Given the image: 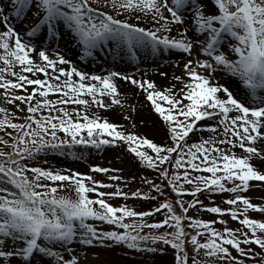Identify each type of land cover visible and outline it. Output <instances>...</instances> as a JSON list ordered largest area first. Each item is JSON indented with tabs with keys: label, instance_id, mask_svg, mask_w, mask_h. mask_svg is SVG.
<instances>
[{
	"label": "snow or ice",
	"instance_id": "6c2138e0",
	"mask_svg": "<svg viewBox=\"0 0 264 264\" xmlns=\"http://www.w3.org/2000/svg\"><path fill=\"white\" fill-rule=\"evenodd\" d=\"M11 3L17 17L35 9L38 22L26 32L28 37L39 39L43 34L45 38L48 35L55 38L61 35L57 24L63 23L78 38L83 48L82 58L91 56L94 48L108 40L124 43L133 54L137 46L150 47L153 51L163 46L165 49L191 54L197 44L188 37L187 28L181 27L177 37L159 33H170L172 25L183 26L185 16L182 10H194L193 23L196 27L193 34H206L203 51L213 57L214 63L188 60L184 68L189 80L178 92L174 91V85L159 90L152 81H140L120 72L89 76L75 66L70 70L59 67L71 63L62 55L50 58L45 50L37 53L35 45L24 41L15 28L8 25V17L0 15V24L5 25V30L0 31V62L4 65L0 67V89L4 90L2 95L8 104L18 109L17 101L26 104L27 113L30 114L24 123H15L8 110L0 107V114H3L0 131L12 138L10 143L0 136V144L11 149L5 151L0 148V264H11L16 258H20V264H32L35 255L58 258L60 264H78L76 258L65 260L52 247L43 244V241H51L53 245L57 242L71 243L77 237V221L83 230L80 241L84 245H92L94 241H110L130 249L156 252L158 249L155 247L142 248L141 242L150 241L153 245L162 242L176 250V264H189L186 243L193 246L196 255L203 252L204 256L218 259L224 264H244L243 260L232 256L229 246L241 256L251 254L253 258L258 254L253 253L251 248L246 250L242 244L257 245L264 250V221L248 216L249 211L264 213V204L253 203L244 195L264 185V170H261L264 169V96L260 97L257 106L249 107L236 99L227 87L211 82V74L220 67L240 78L253 95L256 90H264V0H210L215 12L205 11L208 8L206 0H171V6L170 0H106L112 8L122 12L151 13L154 26L158 25L154 30L114 18L106 12L99 13L90 7V0H11ZM165 11L170 13L171 18L164 15ZM222 34H228L239 42L232 46V51L239 55L238 60L231 61L224 53L214 55ZM32 53H36L42 63H38ZM16 66H19V71L14 70ZM197 68L206 70L208 75L198 72ZM25 73H40L45 79L31 78ZM6 74L15 77V80L8 79ZM74 76L78 79L73 80ZM117 78L137 86L147 94L146 100L151 102L153 111L166 126L168 138L172 142L170 145L157 144L147 137L126 133L120 125L90 116L87 111L75 110L77 118L74 119L73 112L63 107L69 104L83 105L85 108L90 105L101 108L121 105ZM175 79L179 81L182 78L177 76ZM89 80L93 83H87ZM29 86L32 87L30 93ZM18 89L24 90L26 94L18 95L11 91ZM221 92L225 98L218 95ZM50 95H58L59 98L48 99ZM84 96L91 97V100L84 99ZM105 96L111 99L110 104L104 102ZM45 110L47 115L43 114ZM216 117H219L223 138L188 143L190 134L198 130V122ZM8 129L15 130L16 135L13 136V132ZM207 130L216 133L218 127L210 126ZM58 132L64 133L68 139H60ZM119 144L126 146L144 167L158 171L178 195L187 192L196 197L204 191L234 194L225 201L229 208L212 206L205 210L221 216L228 215L248 231L227 227L219 231L212 225L226 224L223 219L206 222L188 217L186 214L189 209L201 204L198 199H194L187 207L183 200H177L183 213L180 215L168 202L161 203L151 211L138 212L127 206L117 207L108 203L105 197L129 198V193L119 188L113 192L99 190L114 187L111 183H102L90 175L77 172L62 174L48 169L28 168L22 163L46 149L61 150L65 145H94L100 148L102 145ZM218 145H228L230 149L239 147L244 155L238 156ZM253 160L259 162V168L252 163ZM165 164H171L177 170L170 178L167 168L161 167ZM180 169H184L182 174ZM92 171L108 173L112 170L94 167ZM29 172L33 174L31 177ZM193 172L210 175L193 176ZM109 179L120 181L122 177L112 175ZM42 181H50L55 186ZM228 182L232 186H226ZM144 183L160 192L159 184L147 179ZM185 185L194 187L188 192ZM65 187L75 191V199L57 195ZM89 193H96L97 198H90ZM130 195L145 200L156 199L140 190ZM162 209H167L162 222L125 223L126 218L143 221V218L153 216ZM89 219L117 225L124 231H98L86 223ZM185 220L189 221L187 227L195 229L196 234L189 237L183 223ZM165 226L173 231L141 235L145 228L161 229ZM200 237L206 239L202 242ZM9 243L16 246L9 250ZM191 264L202 262L193 256ZM260 264H264V260Z\"/></svg>",
	"mask_w": 264,
	"mask_h": 264
},
{
	"label": "rangeland",
	"instance_id": "374dc122",
	"mask_svg": "<svg viewBox=\"0 0 264 264\" xmlns=\"http://www.w3.org/2000/svg\"><path fill=\"white\" fill-rule=\"evenodd\" d=\"M9 7H11L12 9L9 14V18H11L13 21H17L18 17L14 14V7L12 3L9 5ZM90 7L96 9L99 13L106 12L110 15H113L114 18H118L142 27L140 24L128 21L127 18L125 19L122 18V14L125 12L112 8L110 6V3H106V0H90ZM205 11L215 12L216 9L207 8L205 9ZM187 12L188 10H185V13ZM94 15H96V13H94ZM37 22H38L37 18L34 19V21L32 20L30 22V27L35 25ZM217 26H218V22H217ZM30 27H28V30L30 29ZM227 35L222 34L220 44L217 47V52L214 53V55L224 53L227 55V58L229 60L236 61L239 59V55L234 51H232V48L231 49L225 48V46L221 42L224 37H227ZM192 40L197 44V46L194 47L191 54H185L175 49H171V50L167 49L165 51L163 50L164 49L163 47H160V49H158L157 51L150 54H146L145 55L146 57L143 58L141 61L131 63L130 65H133L132 70L134 67L140 68V66H143V68H141L139 72H144L147 69L156 72L168 70V67L169 68L173 67L174 57L167 56V52L170 55H176V53H180L181 56H184V58L187 61L193 60L194 63L196 61H204V60H208L209 62L214 63L213 57H210L206 52L203 51V48L206 46V34L202 33L198 38H194ZM238 43L239 42L236 41L234 45H238ZM161 51H165V53H162ZM65 59L71 62L68 64L69 66L75 65L71 59L69 58L68 59L65 58ZM146 65H149V67L147 68ZM3 66H4L3 63L0 62V67ZM14 70L19 71V66H16ZM174 71L176 73L175 74L176 77L179 76L182 78L177 83L178 87L181 88L183 84L185 82H188L189 80L185 68L184 66L180 68L174 66ZM197 71L202 72V74L206 76L208 75V72L206 70L197 68ZM6 75L8 79L15 80V77H12L10 74H6ZM232 76L233 75L231 73H228L227 71L218 67L217 70L211 74V79L213 77L214 81H218V84L225 87L227 85V81L230 80ZM231 88L232 87H230L229 89L231 90ZM11 91L18 95L26 94L22 89L11 90ZM3 92L4 90L0 89V107H4L8 110V113L10 114L13 122L24 123L26 121L27 116L30 115L29 113H27V105L17 101L16 104L19 105V109H18L15 105L8 104L7 100L2 95ZM28 92L29 93L31 92L29 88H28ZM247 93L248 94L246 99L241 98L239 96H236V99L245 103V105L249 107L256 106L253 102H250L249 100L251 101L259 100L261 96H264L262 95V92H259L258 90H256L255 95H253L251 91H248ZM105 98L106 97L103 98L104 102L106 104H110V102L106 101ZM85 99L91 100V97L86 96ZM185 103H187V101H185ZM63 107H66L68 111L73 112L74 119L77 118L75 116V110L77 109L81 111L92 110L94 112H104L112 109V106L110 108H101L95 105H90L88 108H85L83 105H75V104H69ZM43 114L47 115V110H45ZM118 117L122 124V130H124L126 133H133L139 135V130L141 127H140L139 115L137 111L136 113L130 112L125 116L119 113ZM0 118H3V114H0ZM205 120L208 123L207 124L205 123L204 125L201 124V121L198 122V130L195 131L193 134H190L191 139L188 141L189 144L201 142V139L200 138L198 139L199 135H209L206 138L208 139L214 138L217 141L223 138L222 126H219V117L213 119H205ZM158 125L167 139V142L165 144L170 145L172 142L168 138L166 132V126L162 123L161 119L159 120ZM210 126H217L218 132L214 133L207 130L208 127ZM201 128L203 130H200ZM8 131L13 132V136L16 135L15 130L8 129ZM57 135L60 137V139H68V137H66L62 132H58ZM0 136H3L4 139L9 140L10 143L12 142V138L7 136L4 131H0ZM218 146L224 148L226 151L231 150L232 152H235L238 156L244 155L243 150L240 149L239 147L230 149V146L228 145H218ZM0 148L4 149L5 151L11 150L10 148H7L2 144H0ZM174 159H175V154H173V161ZM22 163H25L28 168L36 167V168L48 169V170L61 172L62 174L77 172L85 176L90 175L93 177L94 180L100 181L102 183H111L114 185V187L100 188L99 190L105 192H113L116 191L117 188H119L124 192H128L129 198L125 199L123 197H105L108 203L117 207L127 206L128 208L134 209L138 212L151 211L154 208L159 207L161 203L168 202L173 205L176 214L180 215L183 213H182V209L177 204V200H183L185 202V207H187L188 204L191 203L194 199H198L199 201H201V204H197L195 208H190L188 213L186 214L188 217H191L193 219L203 220L206 222L218 221L220 219H223L227 222L226 224L216 223L219 231H223L225 227L231 228L233 230L243 229L244 231H248L238 221L231 219V217L228 215L221 216L219 214L210 213L205 210L207 207H212V206H219L222 209L229 208L230 206L227 205L225 201L229 198H232L234 194L204 191L198 193L196 197H192V195L189 196L187 192L183 195H178L176 192L172 191V188L168 184V181L164 177H162L158 171L144 167L140 163V161L134 156V154L130 153L127 150V147L124 146L123 144H119L115 146L102 145L100 148H96L94 145H72L71 147L65 145L61 150L46 149L43 152L36 154L34 158L23 161ZM94 167L108 168L112 171H109L108 173H96L92 171ZM161 167L167 168L169 172V178L173 173L177 171L171 164H165ZM179 171L182 174L184 169H180ZM28 175L29 177H31L33 174L29 172ZM112 175L121 176L122 180L111 181L109 177ZM192 175L195 176V175H210V174L193 172ZM145 179L153 181L154 184H159L160 192L158 193L152 190L148 184L144 183ZM42 182L55 186L50 181H42ZM86 183L88 182L86 181ZM226 186H232V185L230 182H228ZM184 187L188 192H190L194 186L185 185ZM136 190H140L141 192L148 193L150 196L156 197V199L145 200V199L131 197L130 194ZM57 195L72 199L76 198L75 191L71 187L62 188L61 190L58 191ZM244 195L249 197L253 203L264 204V185L253 188L247 193H244ZM89 196L92 199L97 198L96 193H89ZM166 212L167 209H162L161 212L156 213L153 216L143 218V221H140L139 218H126L125 223L132 224L137 222H146L148 224H152V223L162 222L165 218ZM248 216L258 221H264V213L249 211ZM86 223L93 225L98 231L101 232L124 231V229L119 228L117 225H110L106 222H102L99 220L89 219L86 221ZM183 223L185 225L186 232L189 234V237L191 235L196 234L195 229L187 227L189 223L188 220H185ZM75 225L77 228V237L71 243L60 244L59 242H57L55 245H53V242L51 241H43V244L45 246L52 247V250L58 252L59 256H62L65 260L76 258L78 264H176V260H175L176 250L172 249L171 246L169 245H164L162 242H157L154 245L151 244L150 241L141 242L142 248L155 247L158 249V251L156 252H147L137 249H130L126 245L114 244L110 241H104V242L94 241L92 245H84L80 241V234L82 233L83 230L79 228L78 221L75 222ZM165 231H173V229H169L167 228V226L161 229L145 228L143 229L141 235H145L150 232L154 234H159ZM201 231H203V229H201ZM236 234L240 235L239 232H237ZM249 235H251V233H249ZM200 239L203 242L206 239V237H200ZM15 246L16 245H12L11 243L8 244L9 250H11V248ZM229 248L232 256L237 257L240 260H243L244 264H260V262L264 260V250L260 249L259 246L257 245H255L253 253H256L258 255H255L254 258L251 254L249 256H241L240 253L232 249L230 246ZM185 250L190 257L189 264H191V258L193 256H195L196 259L201 260L202 264H204V262H209V264H224V262H221L218 259L204 256L203 252H201L199 255H196L194 253L193 246L190 243H186ZM11 264H20V258H16L12 260ZM32 264H60V261L58 260V258L55 257H44L42 255H35L33 257Z\"/></svg>",
	"mask_w": 264,
	"mask_h": 264
},
{
	"label": "bare ground",
	"instance_id": "6f19581e",
	"mask_svg": "<svg viewBox=\"0 0 264 264\" xmlns=\"http://www.w3.org/2000/svg\"><path fill=\"white\" fill-rule=\"evenodd\" d=\"M208 3V9H214L211 6L210 0H206ZM11 4V0H0V9H2V12H0V15H4L8 17V25H11L15 28V31L18 32L21 35V38L23 40H26V42L35 45L36 52L38 53L40 50H45L47 54L50 56V58H56L57 54L62 55L65 58L71 59L75 66L79 71H82L89 76L91 75H100V76H106L111 72H120L122 75L131 76L137 80L140 81H152L155 83L157 89L164 90L167 88L175 86L174 91L178 92L180 89L177 85L178 80L175 79V71L174 66L180 68L187 63V60L184 58V56H181L180 53H176V55H170L167 52V56L174 57L173 60V67L169 68L166 71L156 72L152 70H145L144 72H139L143 66H140V68L134 67L132 70L131 63L141 61L143 58H145L146 54L153 53V51L150 47H141L137 46L134 50V54L130 53L127 45H125L122 42H118L116 40H108L104 41L101 44H99L96 48L92 50V55L89 57L82 58V52L83 48L81 44L79 43L78 38H75V33L72 32L65 24L58 23L57 29L61 33V35L57 37H52L51 35H48L46 38L43 37V34H41L40 38H30L26 35V32L28 31V27H30V22L34 19H36L35 16V9L26 11L25 14H22V17H18L17 21H13L11 18H9V14L11 12V7L9 5ZM170 6H171V0H170ZM14 7V6H13ZM70 11V10H69ZM184 12L185 16V24L183 26L180 25H172V31L170 33L168 32H161L160 35H170L172 37H177L179 35V30L181 27L188 29V37L190 39L198 38L202 33L196 32L195 35L194 29L196 25L193 23V11L188 10L187 13H185V10H182ZM164 15L170 17V13L164 12ZM139 16L140 18L137 19L136 17ZM122 18H127L128 21L140 24L142 27L145 26L146 29H153L154 27L158 26L153 24L151 20V13L145 14L142 12H125L122 14ZM144 27V28H145ZM5 30V25L0 24V31ZM227 35V34H226ZM222 44L227 49H231L236 40L232 38L230 35H227V37H224L222 39ZM163 47V46H161ZM167 50V49H163ZM157 51V50H156ZM165 51H161L162 53H165ZM33 58L38 62L42 63V61H39L38 57L36 56V53L31 54ZM59 67L64 68L65 70H70L72 66H69L68 64L59 65ZM148 68L149 65H146ZM51 72V69H49ZM138 71V72H137ZM58 74V73H55ZM166 74V75H164ZM25 75L31 76V78H40L45 79L43 74L36 73V74H27ZM63 79V77H62ZM77 77H73V80H77ZM211 82L215 85L221 86L218 84V81H214V78L212 77ZM87 83H93V81L89 80ZM116 83L118 86V90L120 93V99L122 101L121 105H112V109L104 112H94L92 110H88L87 113L90 116L93 117H100L101 119H107L109 122L120 125L122 128L121 121L119 120V113L122 115H127L130 112L136 113L138 112L139 115V122H140V130L139 135L142 137H147L148 139L153 140V142L157 144L164 145L167 142V139L161 129L159 128V120L161 119L158 114H156L153 111L151 102L146 100V93L139 89L137 86L132 85L131 83L124 81L120 78L116 79ZM224 87V86H223ZM228 89L231 88V92L233 93V96L236 98V96H239L241 98L246 99L247 98V92L251 91L246 88V86L242 83L240 78L236 76H232L230 80L227 81V85L225 86ZM29 90L32 91V87L29 86ZM259 92H262V95H264V91L258 90ZM221 98H225V94L223 92L218 94ZM58 95H50L48 99H56L58 98ZM105 100L111 103V100L109 97L105 96ZM84 99L86 96L83 97ZM250 102H253L256 106L259 103V100H249ZM88 108V107H87ZM90 109V108H89ZM236 113H232L231 115H235ZM207 124L206 120L201 121V124ZM209 135H199L198 139L200 138L202 140H206V138ZM260 146V144H258ZM252 163L260 167V164L258 161L253 160ZM264 170V169H261Z\"/></svg>",
	"mask_w": 264,
	"mask_h": 264
},
{
	"label": "trees",
	"instance_id": "16d2710c",
	"mask_svg": "<svg viewBox=\"0 0 264 264\" xmlns=\"http://www.w3.org/2000/svg\"><path fill=\"white\" fill-rule=\"evenodd\" d=\"M212 226L215 227V228L218 230V227H217L216 223H215L214 225H212ZM241 246H242L243 248H245L246 250H247L248 248H251L252 251L254 250V247H255V245H244V244H242Z\"/></svg>",
	"mask_w": 264,
	"mask_h": 264
}]
</instances>
